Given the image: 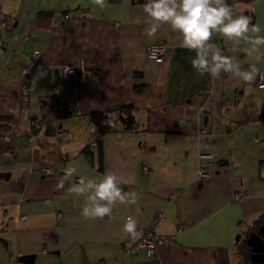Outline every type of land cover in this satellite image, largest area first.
I'll return each instance as SVG.
<instances>
[{
    "label": "crops",
    "instance_id": "crops-1",
    "mask_svg": "<svg viewBox=\"0 0 264 264\" xmlns=\"http://www.w3.org/2000/svg\"><path fill=\"white\" fill-rule=\"evenodd\" d=\"M144 3L0 0V33L3 21L10 26L0 44V264H247L241 246L264 226V87L197 72L195 52L168 25L150 40ZM227 3L264 28V0ZM151 42L166 43L162 62L146 56ZM211 43L245 68L264 69L243 45L232 51L215 33ZM35 49L24 96L21 69ZM63 65L75 76L62 77ZM53 96L66 115L42 119L40 100ZM109 110L118 120L99 139L100 128L89 131L87 122L101 123ZM68 166L78 174L57 190ZM106 171L131 177L122 187L138 201L86 220L85 198L67 189ZM156 211L167 242L153 256L124 253L126 215L145 227Z\"/></svg>",
    "mask_w": 264,
    "mask_h": 264
},
{
    "label": "clouds",
    "instance_id": "clouds-1",
    "mask_svg": "<svg viewBox=\"0 0 264 264\" xmlns=\"http://www.w3.org/2000/svg\"><path fill=\"white\" fill-rule=\"evenodd\" d=\"M92 6L104 9L107 0H89ZM148 25L144 34L151 40L162 25L170 26L173 32L182 37L180 47L194 51L192 67L199 73H208L220 78L222 73L232 74L241 81L252 84L257 79L264 81V69L257 63L243 62L234 56L225 55L211 43L213 34H218L235 46L232 51L243 45L246 58L264 62V28L253 23L248 15H236L227 0H146L143 4ZM78 174V168L68 166L64 176L56 184L57 190H64L65 182ZM134 183L129 177L125 180L111 171H106L102 178L79 176L67 189L70 194L84 197L81 216L86 220H103L111 217L113 209L120 204L134 205L138 201L135 191L125 192L122 185ZM123 231L133 240L143 236L138 230V221L128 216L123 224Z\"/></svg>",
    "mask_w": 264,
    "mask_h": 264
},
{
    "label": "built area",
    "instance_id": "built-area-1",
    "mask_svg": "<svg viewBox=\"0 0 264 264\" xmlns=\"http://www.w3.org/2000/svg\"><path fill=\"white\" fill-rule=\"evenodd\" d=\"M244 15H248L252 18L253 22V13L251 11H246ZM66 16L70 17V13H66ZM9 24L5 21L1 23V33H0V44H2V37L6 33V31L9 29ZM167 52V45L164 42H151L148 44L146 49V56L155 61V62H162ZM40 54V51L38 49H35L32 52V55L30 59L28 60V63L24 65L21 69V76L23 77L24 83H23V89L22 93L24 96L28 95V76L30 74V67L34 61ZM46 72L48 71V68L44 69ZM76 72L75 70L68 66L63 65L60 70V75L62 77L68 78L75 76ZM257 87L263 88L264 87V81H261L257 79L255 82ZM27 101L24 99V103ZM118 120V113L115 110H109L106 112V115L101 123H96L94 121H88L87 126L89 131H95L96 129L100 128L101 134L99 137L102 136L103 133L106 132V130L111 127L116 121ZM96 142L95 140H92L90 142V147H95ZM200 157L202 158H210L212 157L211 153H201ZM143 170H147V166H143ZM43 171L45 173H50L51 170L49 167H44ZM208 175V170H206L205 166H200L198 170V178H204ZM235 198L238 200L242 199V196L239 194L235 195ZM131 215H126L125 219ZM125 221V220H124ZM165 221V215L163 211H156L154 212L152 219L150 220L149 224L145 227L138 226V230H143V236L141 239L133 241L131 239L129 244H126L122 247L123 252H135L143 250L146 256H153L156 253L157 247L165 244L167 242V236L160 231ZM124 224V223H123ZM97 264H102L101 261L97 262Z\"/></svg>",
    "mask_w": 264,
    "mask_h": 264
},
{
    "label": "trees",
    "instance_id": "trees-1",
    "mask_svg": "<svg viewBox=\"0 0 264 264\" xmlns=\"http://www.w3.org/2000/svg\"><path fill=\"white\" fill-rule=\"evenodd\" d=\"M135 1L146 2V0H135ZM40 102H41L40 105H41L42 119L45 117H48V116H55L56 118H61L64 115H66L67 111H66L65 107L62 105V102L57 97H54V96L53 97H45V98H42L40 100ZM131 124L132 123H130L128 121L126 122L127 127H130ZM98 138L100 139V137H98ZM98 138L94 139L96 142V145H97ZM89 145H90V143H89ZM263 219H260V220H263ZM241 252H242L243 256L245 257V259H246L245 261L247 264H264V261L255 262V263H252L250 261L251 249L247 244H243L241 246ZM22 259L31 261V257H22Z\"/></svg>",
    "mask_w": 264,
    "mask_h": 264
},
{
    "label": "water",
    "instance_id": "water-1",
    "mask_svg": "<svg viewBox=\"0 0 264 264\" xmlns=\"http://www.w3.org/2000/svg\"><path fill=\"white\" fill-rule=\"evenodd\" d=\"M264 233V226L259 227V231H252L246 238V243L250 247V261L252 263L264 261V237L260 233Z\"/></svg>",
    "mask_w": 264,
    "mask_h": 264
},
{
    "label": "flooded vegetation",
    "instance_id": "flooded-vegetation-1",
    "mask_svg": "<svg viewBox=\"0 0 264 264\" xmlns=\"http://www.w3.org/2000/svg\"><path fill=\"white\" fill-rule=\"evenodd\" d=\"M255 230H256V231H259V227H255ZM260 235H261L262 237H264V233H263V232L260 233Z\"/></svg>",
    "mask_w": 264,
    "mask_h": 264
}]
</instances>
